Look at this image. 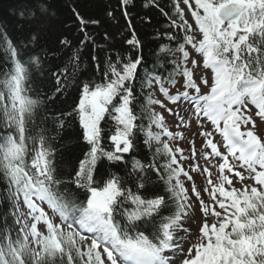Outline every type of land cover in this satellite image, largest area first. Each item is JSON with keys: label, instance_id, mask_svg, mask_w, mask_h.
I'll return each instance as SVG.
<instances>
[{"label": "snow or ice", "instance_id": "6c2138e0", "mask_svg": "<svg viewBox=\"0 0 264 264\" xmlns=\"http://www.w3.org/2000/svg\"><path fill=\"white\" fill-rule=\"evenodd\" d=\"M183 3L193 23L176 0L174 15L159 0L143 3L175 30L154 33L151 62L134 0H117L126 33L105 31L103 43L87 30L100 21L75 7L82 38H52L50 0H30L17 35L0 25V264H264V0ZM115 11L106 14L115 20ZM45 62L33 98L25 64ZM193 119L200 156L184 131ZM68 128L81 150L74 162L58 161L52 143ZM138 133L150 159L129 158ZM186 139L187 156L170 143ZM200 158L205 166L185 170ZM105 161L116 170L99 167ZM192 173L206 178L211 203Z\"/></svg>", "mask_w": 264, "mask_h": 264}, {"label": "trees", "instance_id": "16d2710c", "mask_svg": "<svg viewBox=\"0 0 264 264\" xmlns=\"http://www.w3.org/2000/svg\"><path fill=\"white\" fill-rule=\"evenodd\" d=\"M53 6L54 15L51 17L49 21L51 37L55 38L58 35H66L69 39L74 42L78 39L82 38V34L79 32L78 22L75 20L74 15L71 12V8L75 7L82 16L86 19H97L100 21L98 25H89L88 31L92 33V35L97 39L98 43H103V33L105 31L111 33H126V22L121 17L120 11L117 8V0H50ZM145 0H134L135 7L130 8L131 15L133 18L134 27L138 33L139 38L145 43V48L143 50V54L145 56L146 62L153 61L154 57L152 56L153 49L155 45L152 43L154 39V33L159 30L163 32L165 30L175 31L173 29H168L167 25L170 23L167 17L162 15L158 9L156 8H144L142 5ZM174 0H159L161 6L165 8L170 14H175L173 9ZM30 4V0H0V25L6 26L10 33L14 36L18 34L19 24L22 21L21 12L28 8ZM116 10L115 16L116 19L107 16L108 10ZM182 37L183 33H179ZM119 39V36H117ZM167 42V41H165ZM43 43V41H42ZM108 43H116L115 41H109ZM106 47V45H105ZM119 48V45H117ZM88 50H85V54L87 55ZM179 54H177L178 56ZM87 63V62H86ZM151 66V65H150ZM25 67L29 71V75L31 77V88L32 91L29 93L33 98L36 97V91L41 85V81L43 80V72L41 69L47 70V63H43L40 65L29 66L27 63ZM4 71L7 69L4 68ZM142 72H147V69H142ZM99 75V73H97ZM95 79V77H92ZM0 79H3L2 74H0ZM99 82V81H97ZM71 91V89L69 90ZM148 89H145V94ZM75 98V94L72 96L62 97L65 100L64 107H67L72 103V100ZM42 100V98H40ZM137 114L141 115V106L137 105ZM141 124L146 125L147 120L142 119L140 121ZM78 127V125L76 126ZM155 130V129H153ZM54 135V134H53ZM62 139H53L52 143L56 146L58 161H66V162H74L76 157L81 155V150L78 145V141L75 136V129L68 128L62 134ZM154 151V149L152 148ZM135 155L137 158L142 160L150 159V152L147 148H145L142 144V134L138 133L137 137V148L133 151V153L129 154V158ZM159 163H163L162 160L158 161ZM61 167L65 172L70 171V167L68 163H63ZM103 170L115 171L116 166L108 165V162H103L100 165ZM121 168L123 165L120 166ZM4 185L3 182H0V194H3ZM4 208V201L0 200V211ZM4 218L0 216V226L3 225ZM11 220H9V224H11ZM74 227H76L74 225ZM18 228V226H17ZM9 234L11 238H15L17 232L15 230H9ZM85 235H90L88 233H84Z\"/></svg>", "mask_w": 264, "mask_h": 264}, {"label": "rangeland", "instance_id": "374dc122", "mask_svg": "<svg viewBox=\"0 0 264 264\" xmlns=\"http://www.w3.org/2000/svg\"><path fill=\"white\" fill-rule=\"evenodd\" d=\"M176 2H178L180 8L184 10L185 17L189 20V22L193 23L192 19H191V15H190V13L188 11V8H187L186 5H184L183 0H176ZM190 2H191V0H190ZM193 7H194V4H193ZM193 26H194V24H193ZM197 38H199L198 34H197ZM192 56L194 58H196L197 60L201 59V57L197 56L195 53H192ZM202 74H203V69L202 68L198 69L196 71L197 77H199ZM209 76H210V73H209ZM205 91H206V89H205ZM153 95H157V93L154 92ZM156 110L157 111H162V109H160L159 107H157ZM164 114H165V117H166V119L168 121L169 127L173 131H175L176 130L175 129V121L172 118L168 117L167 113H164ZM207 127H210V125H207ZM184 131H185V135L188 137V139H192V140L195 141V148L197 150V156H200V149H201V146H202V143H203V139L198 135L199 129L196 128L195 119H193L191 121V127L189 129H185ZM217 139H219V137H217ZM170 143H172L173 146H176L178 144L179 147L185 149L184 155L187 156V155L190 154L189 151H188L190 146H189V143H188L187 139L186 140H180V141H177V142H170ZM153 148L155 149V145H153ZM182 163H183V166H184L185 170H189V165L192 164V163H198L201 166H205V161L203 160V158H200L197 161L185 160ZM211 171L213 172V179H214L215 178V174H216V169L212 168ZM192 175L194 176L195 184H196L198 190L201 192V195H202L203 199L205 200V202L211 203V200L209 199L207 194H205L204 191H203L204 188L207 186L206 178L204 176H201L199 173H192ZM181 179L184 180L185 178L181 177ZM233 183H234L235 187H237V188L241 187V184L238 183L236 180H234ZM245 183H251V181H245ZM186 187H188L190 189L191 188V182H186ZM189 194L191 196V193H189ZM193 199H194V197H193ZM196 209L197 210L195 212V219L198 222L201 219V214L199 212V205L198 204H196ZM217 210H219V209L217 208ZM22 211H27V210L22 208ZM49 215H52V213L49 212ZM55 220H56L57 223L60 222L58 217H56ZM211 221H212V218L209 217V223H211ZM189 223L192 225L193 230L195 232L196 229H197V224L192 223V221H189ZM41 231H43V227L42 226H41ZM187 247H188V244L185 243L184 244L185 250L187 249Z\"/></svg>", "mask_w": 264, "mask_h": 264}]
</instances>
